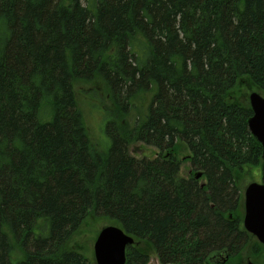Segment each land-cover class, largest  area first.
I'll list each match as a JSON object with an SVG mask.
<instances>
[{"label":"trees","instance_id":"1","mask_svg":"<svg viewBox=\"0 0 264 264\" xmlns=\"http://www.w3.org/2000/svg\"><path fill=\"white\" fill-rule=\"evenodd\" d=\"M98 81L105 150L76 90ZM248 82L264 91V0H0V264H97L71 245L92 216L161 264H235L248 247L264 264L237 181L249 167L264 180L235 98ZM149 260L128 247L126 264Z\"/></svg>","mask_w":264,"mask_h":264},{"label":"rangeland","instance_id":"2","mask_svg":"<svg viewBox=\"0 0 264 264\" xmlns=\"http://www.w3.org/2000/svg\"><path fill=\"white\" fill-rule=\"evenodd\" d=\"M241 86L245 87L241 89V87L238 86V89L235 91V98L237 97V99H239L243 104H248L250 106L249 97L252 92L256 91L261 95H264V91L251 84V82L243 83ZM76 90L79 94L80 105L82 106L86 116V124L91 139L99 150H105L110 142L105 127L107 119L106 114L108 108L111 106L110 95L108 92H106L104 84L100 83L99 81L92 83H80L77 85ZM149 98L150 96H146L143 101H141V104H146L145 101H148ZM180 147L181 150L177 153V156L178 159L182 161L181 174L182 176L188 177L194 171L189 158L191 156V151L184 144H182ZM130 149L132 155L138 158L149 157L154 159L160 153V149L148 144L146 145L143 142L131 144ZM237 181L239 182L240 192L243 197L241 198V204L244 215L245 188L254 181H262L261 170L257 167H249L246 169V171H243L242 175L240 174L237 177ZM113 224L114 223L106 217L101 218L92 216L87 220L86 223L82 225L81 229L73 237L71 245L74 248L83 251L90 259L95 260L96 257L94 256V249L95 242L100 233L99 231L104 228V226ZM138 246L150 254V260L147 264H161L155 251H153V249L150 250L149 246L144 241H140ZM248 260H252L253 262H258L260 264L262 263L259 258L251 252L250 247H248L245 249L239 262L237 261L235 264H246Z\"/></svg>","mask_w":264,"mask_h":264},{"label":"water","instance_id":"3","mask_svg":"<svg viewBox=\"0 0 264 264\" xmlns=\"http://www.w3.org/2000/svg\"><path fill=\"white\" fill-rule=\"evenodd\" d=\"M253 115L249 118V130L263 146L264 158V96L258 92L250 94ZM202 173L197 174L200 178ZM244 226L264 244V183L254 181L245 190ZM135 238L118 225H110L101 230L95 242L97 264H126L127 249L134 245ZM246 264H259L248 260Z\"/></svg>","mask_w":264,"mask_h":264}]
</instances>
